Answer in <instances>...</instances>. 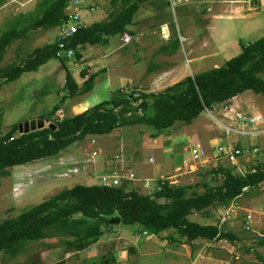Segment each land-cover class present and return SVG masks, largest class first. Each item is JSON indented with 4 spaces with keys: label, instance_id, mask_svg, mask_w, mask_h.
Wrapping results in <instances>:
<instances>
[{
    "label": "trees",
    "instance_id": "1",
    "mask_svg": "<svg viewBox=\"0 0 264 264\" xmlns=\"http://www.w3.org/2000/svg\"><path fill=\"white\" fill-rule=\"evenodd\" d=\"M5 1L0 0V5ZM69 1L39 0L40 13L36 17H30L26 24H20L17 18L1 31L0 85L16 79L24 71L37 69L51 57L60 56L58 42L54 39L34 46L17 62L1 63L7 46L28 29L59 24L66 15ZM145 1L149 0H109L108 16L79 27L71 35L68 46L80 56L79 50L86 44L102 43L115 33L132 32L126 25L134 22L135 12ZM177 45L178 41L169 46L173 50ZM95 75L90 74L79 86L67 71L63 85L66 94L50 110L37 114L51 120L54 128L45 125L20 133L17 122H13L0 134L1 174L15 164L55 155L87 135L109 133L122 125L149 124L155 127L150 132L155 137L176 121L189 123L205 108H212L246 89L264 95V34L241 42L240 51L221 64L186 74L162 89H133L126 93L119 89L80 112L56 116L67 95L92 88ZM206 174L218 175L220 179L215 184H203V180H198L174 185L164 181L148 193L126 182L119 185L77 182L64 186L24 207L18 214L0 220V251L17 255L30 240H41L44 247L57 244L64 245L67 250H80L97 240L103 225L118 222L138 223L144 231L155 234L167 230L164 236L177 242H190L197 237L234 241L235 233L219 230L215 223L192 220L188 215L216 202L226 203L241 195L245 187L257 186L264 180V163L255 164L244 174L219 164L207 169ZM201 185H204L203 190L198 189ZM53 237L54 240H45ZM257 243L263 244L264 237ZM126 250L129 253L131 247Z\"/></svg>",
    "mask_w": 264,
    "mask_h": 264
},
{
    "label": "rangeland",
    "instance_id": "2",
    "mask_svg": "<svg viewBox=\"0 0 264 264\" xmlns=\"http://www.w3.org/2000/svg\"><path fill=\"white\" fill-rule=\"evenodd\" d=\"M88 1L90 0H82L84 8L82 9V17L86 21L99 19L105 7L100 6V8L97 7L96 9L89 10L85 8ZM38 2L39 0H6L0 5V33L14 23L17 18H20L19 23L23 24V15L26 14L27 10L37 8ZM204 4L205 2L203 3L199 0L193 2H174V5L170 4L167 0L145 1L138 8L140 10L139 19L142 22L141 28H152L157 25L156 30L158 31L160 29L158 27L159 23H168L169 29L173 31L171 43L178 41V45L173 49L174 53H176L177 58L183 59L185 62L187 56V40H185L186 42H181L180 35L188 36L190 33L193 34L196 31L195 37L200 38V31L204 29L205 32L207 19L204 18V15H199L201 20L199 21L196 13L197 8H201ZM246 11H248L247 8ZM263 14L264 11L260 9L250 10L246 19L249 21L258 20V17L263 16ZM35 15L37 13L33 12L32 16ZM228 21L232 24L238 20L229 19ZM211 22H214L218 26L224 24V30L229 27L225 18H213L212 20L209 18V23ZM50 30L54 31L55 27L51 26ZM30 34L32 35L29 36ZM259 35V31H236L234 25H230V28L226 32L228 40L234 41L237 45L239 40L246 43L259 37ZM48 38L47 34L39 33L36 30L27 31L26 36L22 34L7 46L1 63L19 61L27 54V51L32 49L33 45H40L47 41ZM23 42L25 45H23ZM37 42L40 43L35 44ZM138 50L128 45L118 49L115 53L143 57L141 54H138ZM235 51L232 50L229 53L233 55ZM77 59L78 56L75 53L68 58L54 56L39 65L37 69L24 71L16 79L2 83L0 85V134L5 132L13 122L38 117L36 116L38 113L50 110L55 103L60 102L61 96L66 94V88L63 85L67 68H74L78 64L84 63V61ZM144 61L147 63L149 58L145 57ZM207 61L208 59L203 60V62ZM104 62L103 60L102 63ZM206 65H211V62L206 63ZM75 73L78 76V71H75ZM102 78V75L99 74V80ZM113 78L115 79L116 77L114 76ZM122 86H129L127 90H124L125 93L131 91L130 83H122ZM111 87L113 89L110 92L111 94L118 91L120 89L119 81L116 80ZM106 90L107 88H104L103 85L101 91L93 90L90 94L99 92L100 94L95 98L98 99L96 101H99V99L108 97V94L105 93ZM261 96L264 97V95ZM93 101L95 100H91L86 108L90 107ZM56 116L58 115L56 114ZM216 128H218V123L206 111L196 116L189 123L176 121L171 126L166 127L163 129V132L155 136L157 139L156 142H153L154 137L150 135V132L155 130V127L149 124L122 125L109 133L87 135L84 139L74 141L55 155L10 166L8 167L7 173H0V220L4 217L18 214L24 207L41 201L64 186H71L77 182L87 184L98 183V175L116 173L121 166L132 168L137 177L135 180H124L123 182H126L128 186H135L141 190L140 184L142 183L144 173H149L151 170L155 171L156 165L158 164L165 165L163 171L167 168L171 170L176 165H182L184 159L189 157V152L184 149V146H188L189 144L187 139L191 135V129H195L199 135L191 136L192 139L200 140L205 145L207 143V140H205L206 137H204L205 133L210 134V130H214L213 133L221 134L218 129L215 131ZM242 139L248 140L245 136H242ZM253 141V144H264V135L253 139ZM221 142L224 143L225 138L221 137ZM253 144L248 142L246 146L250 147ZM94 149L97 150V154L92 158L90 154ZM206 149L211 152L209 147ZM151 155L154 158L153 161L149 160ZM111 157L117 158V160L112 159L108 161ZM263 158L264 148L261 154L255 156L245 151L243 155L238 157V160L246 165H254L256 162L260 163ZM222 163L227 164L226 162L218 160V164L221 165ZM74 168H77V170L74 171ZM191 174L182 175L180 178L181 183L203 180V184H215L220 179L218 175L210 177V174L206 173L200 176ZM203 188L204 185L198 187L199 190H203ZM149 190L152 189L150 188ZM236 201L241 206V211H252L254 221L252 230L250 231L243 230L239 223H234L233 225L227 224L225 226L226 230L235 233L237 236L234 241L227 240L224 242L228 247L232 248L233 254H239V258H233L232 262L233 264H264V243H257L260 237H264V180L257 186L246 189L241 196L236 197ZM219 205L221 203L216 202L210 206L208 210L210 217L208 220H216L217 215L222 210V207ZM202 212L204 211H198L199 216ZM108 225L102 226L108 232H102L98 238H106V233H109L110 236L116 235L115 227H108ZM117 226L130 229L131 237L134 234L132 237L133 243L138 240L137 237L141 240H145L151 236L160 238V235L164 236L167 231L163 230L159 234L148 231L147 234H144L141 232L142 227L139 226L140 233L138 234L137 229H131L130 225L126 223L120 222ZM54 239L53 237V239L47 238L45 240ZM167 240H165L166 243ZM30 241L17 255H10L0 251V264L52 263L54 260H57L58 251L60 253L63 251L62 254H64V245L54 244L44 247L45 245L43 246L41 240ZM202 244L205 245L204 242ZM208 246L207 244L205 245V247ZM218 248L222 249L218 254L220 258H230V254L232 253L225 251L221 246ZM92 250L95 252L96 257H99L95 259V262L97 264L103 263V257L107 254V248L99 245V247L96 246ZM166 250L163 248L160 252L152 256H144L142 260L143 264H190V259H184V256H181L180 258L182 259H178L177 263L171 260L169 261L168 259L170 257H168ZM130 252L131 250H129ZM65 256L68 257L70 255ZM131 263L133 261L128 264Z\"/></svg>",
    "mask_w": 264,
    "mask_h": 264
},
{
    "label": "crops",
    "instance_id": "3",
    "mask_svg": "<svg viewBox=\"0 0 264 264\" xmlns=\"http://www.w3.org/2000/svg\"><path fill=\"white\" fill-rule=\"evenodd\" d=\"M38 1V0H35ZM74 1V0H73ZM152 1V0H149ZM169 1V0H167ZM202 1V0H201ZM200 1V2H201ZM205 4L201 8H197V15L198 20H200L199 15H204L207 19L205 25V32L204 29L200 31L201 37L196 38L194 29H192L193 34L190 33L188 36L180 35L181 42L187 40V56L185 58V62L183 59L177 58L176 53L174 50L169 46L171 40L173 39V31L169 29L168 23H159L158 27L160 28L158 31L156 30L157 25L152 28H141L142 22L139 19V11L137 10L134 14V22L127 24V28L131 29L132 32H128L133 36L135 34H139V39H135L134 37L128 43H124L123 41V33H115L113 35H109L106 38V41L102 43H94V44H86L83 48H81L80 56H78L77 60L84 61L83 64H78L74 68H67L65 72V78L67 71L71 73L74 80L77 82L79 86L83 84V82L87 79V77L92 74L96 73L94 76V83L90 90L85 91L83 93H79L73 96L66 97L56 111V114L59 117L71 115L73 113L80 112L86 109V106L89 105L91 100H95L94 102H98L95 99L100 94L99 92H94L90 94L93 90L94 91H101V87L104 85L107 90L105 93L108 94V97L111 95L112 87L111 85L114 84L116 80L119 81L120 89L127 90L129 86L125 87L122 86V83L131 84L130 89H138L142 91H153L162 89L164 86L182 78L186 74H193L195 72L207 69L209 67L219 65L224 60L229 58L232 53V50H236L234 54L238 53L241 49V40L238 41V45L234 43V41H229L226 32L230 28V25H234L236 27V31H259L260 35L264 34V14L261 17H258V20L249 21L246 19L247 15H249L250 11H246L248 3L242 0H225V1H202ZM93 5V8H91ZM72 6H77L81 16H82V9L83 2L82 0L71 2V0L66 5L65 11L69 12L72 10ZM104 6L105 10L101 13V17L96 20L104 19L108 16V12L111 9L109 0H90L87 2V6L85 8L89 10L96 9L97 7ZM261 10V9H260ZM264 11V10H263ZM40 13V8L33 10H27L26 14L23 15V24L28 22V19L32 16V13ZM32 16L33 18L36 17ZM31 17V18H32ZM210 20L213 18L220 19L225 18L227 25H229L228 29L224 30V24L222 26L216 25L214 22L209 23ZM82 19L85 22V25L90 24L95 20L86 21L83 17ZM229 19H237L238 21L230 24ZM25 22V23H24ZM195 22V21H194ZM57 25H55V30H50L51 26H37L35 28H30L27 31H34L36 30L39 33L47 34L48 41L54 40L56 37L57 32ZM27 31L23 34V36L27 34ZM166 31V33H165ZM165 33L166 37L164 36ZM30 34L29 36H31ZM259 35V36H260ZM44 42V43H45ZM186 42V41H185ZM37 42L35 44H39ZM41 43L40 45H42ZM23 45L24 42H23ZM131 46L132 48H137L138 54H141L143 57H136L133 55H125L123 53L117 54L115 51L118 49ZM38 46V45H36ZM239 48H238V47ZM34 47V45H33ZM32 47V48H33ZM28 52V51H27ZM225 55V56H224ZM166 56V57H165ZM149 58V61L146 63L144 58ZM204 59H208L207 62H203ZM220 59V60H219ZM105 61L102 63V61ZM187 61V64H186ZM211 62V65H206V63ZM77 64V63H75ZM207 66V67H205ZM78 71V76L75 73ZM99 74L102 75V79L99 80ZM116 77L115 79L113 77ZM64 78V82H65ZM102 81V82H101ZM122 86V87H121ZM130 91V90H129ZM106 99V98H104ZM102 100V99H101ZM100 101V99H99ZM92 104V105H93ZM91 105V106H92ZM82 106V107H81ZM208 112L212 115L215 121L218 123V129L221 134L213 133L214 130H210V134L205 133L204 137L207 140V143L204 145L200 140L192 139L191 136H199L195 129L190 130V137H188L189 145L195 144L204 147L205 149L209 147L210 151H207L208 154L211 156V160L206 164L205 169H199L196 172L187 173V174H197L203 175L206 173L207 169L212 166L219 165L218 160L226 162L227 164L222 163L221 165L230 167L232 171L236 172L237 167L233 165L231 161L225 159L222 156H214L217 152V145L221 144V137L225 138V142H231L235 147H247L246 145L248 142L253 144V139L259 137V135L255 134H238V133H231L230 135H226L221 123L223 124H234L233 117L238 115L248 116L250 114H261L263 119L259 121L260 127L264 126V97L261 96L259 93H255L251 89H246L231 98L218 102L214 104L212 108H205L199 114L203 112ZM37 116V115H36ZM198 116V115H197ZM236 125V124H234ZM163 132V130L161 131ZM160 132V133H161ZM242 136L248 138L242 139ZM156 137L153 138V142H156ZM188 146H184V149L187 150ZM207 150V149H206ZM253 156V155H252ZM150 157V156H149ZM152 157V155H151ZM250 157V156H249ZM117 160V158H110L108 161ZM150 160V159H149ZM154 158L152 157L151 161ZM190 161V154L189 157L184 159L182 162L183 164H187ZM258 162H256L257 164ZM260 163H264V158ZM241 166L246 167L249 169L254 165L251 164H244L242 162L239 163ZM181 165H176L171 170L167 168L163 171L165 165L158 164L156 165V169L151 170L149 173H144L142 177V183L140 184L141 192L147 193L149 192V188H147L144 184L145 181H149L151 183L152 190L155 188L156 181L160 176L164 174H170L174 172L178 167ZM159 172V173H157ZM135 187V186H134ZM137 188V187H136ZM249 187H245L244 191ZM144 190V191H143ZM241 196V195H239ZM221 206V205H219ZM210 206L203 210L204 212L201 213L199 216L198 211L191 212L188 217L192 220H196L200 223H215V221L208 220ZM218 216V215H217ZM118 223H111L108 227H115V236H110L109 233H106V238H97L94 242H92L89 246L80 249V250H67L64 249V254L60 251L57 252V260H54L52 263H42V264H66V263H73V264H97L95 262L96 257L95 252L92 250L99 247V245L104 246L107 248V254L104 255V262L100 264H128L129 262L133 261L131 264H143L142 260L144 256H152L158 252H160L163 248L167 249V255L170 257L168 260L174 261L177 263L178 259L181 256H184V259H190V264H217L220 260L225 258L231 259L235 254L232 252V248L228 247L224 242L227 239L220 238V239H212L208 240L204 237H197L192 239L190 242H183V241H172L170 239L167 240L166 237L161 236L160 238L157 236H151L149 238L139 239L137 237V241H132V237L130 235V229L122 228L121 226H117ZM130 228L133 230H138L139 232V224L133 223L128 224ZM106 230V231H105ZM102 232H108L106 228H102ZM134 232V231H132ZM141 232L147 234L148 231H144L141 229ZM132 234V233H131ZM167 240V243L165 242ZM209 245L205 247V245ZM201 243V245H200ZM230 243V242H229ZM231 244V243H230ZM232 245V244H231ZM128 246L131 247V252H127ZM219 246L223 247L225 251H228L230 254L229 257L220 258L218 255L222 249L218 248ZM105 253V252H104ZM136 254V255H135ZM65 255H70L66 257ZM95 255V256H94ZM239 256V254H238ZM72 257V258H69ZM134 257V258H133ZM99 258V257H98ZM133 258V259H132ZM239 258V257H238ZM237 259V258H236ZM72 261V262H71ZM110 262V263H109ZM233 264V262H231Z\"/></svg>",
    "mask_w": 264,
    "mask_h": 264
},
{
    "label": "built area",
    "instance_id": "4",
    "mask_svg": "<svg viewBox=\"0 0 264 264\" xmlns=\"http://www.w3.org/2000/svg\"><path fill=\"white\" fill-rule=\"evenodd\" d=\"M75 2L78 0H74ZM71 0V2H74ZM188 2V1H198V0H169L170 4L174 5V2ZM201 1V0H199ZM208 1V0H202ZM209 1H225V0H209ZM233 1V0H232ZM248 3L247 10H256L261 9L264 10V0H242ZM93 8V5H91ZM66 12V11H65ZM85 25L84 20L82 19L81 13L77 6H72V10L66 12L65 17L57 26V32L55 39L58 42V54L61 57H70L74 54V48L68 46L69 39L71 35L81 26ZM166 33V31H165ZM163 33L164 35H166ZM138 39L139 35L135 34L134 36L128 32L123 33V41L124 43H128L132 40V38ZM234 124H223L221 123L223 130L226 135H230L231 133L238 134H255V135H264V126L260 127L259 121L263 119L261 114H250L248 116L238 115L233 117ZM264 144H256L254 143L250 147H235L231 142L227 141L226 143H221L217 145V152L214 156H222L225 159H228L233 163L234 166L237 167L236 172L240 174H244L247 172V168L241 166L238 160V157L243 155L245 151L252 153L253 156L261 154L263 152ZM187 150L190 154V161L187 164H183L178 167L174 172L170 174H164L158 178L156 181V188L160 187V184L164 181H167L169 184H180L181 176L187 173L196 172L199 169H205L206 164L211 160V156L208 154L207 150L200 146L191 144L187 147ZM97 154V150H92L90 156L92 158ZM150 160L152 157L149 158ZM74 171L77 168L73 169ZM235 172V171H233ZM99 181L98 184L103 185H119L124 180H135L137 179L135 175V171L126 166H121L118 172L110 174H100L98 175ZM145 186L151 187V183L149 181L144 182ZM149 188V189H150ZM153 189V190H154ZM150 190L149 192H151ZM148 193V192H147ZM222 210L217 216V220L215 224L219 228V230H226L225 226L227 224L233 225L234 223H239L240 227L245 231L252 230L254 216L252 211L245 210L241 211V206L236 201V197L230 199L226 203L221 204ZM235 258H238V254L234 255ZM231 259L225 258L220 260L217 264H231Z\"/></svg>",
    "mask_w": 264,
    "mask_h": 264
},
{
    "label": "water",
    "instance_id": "5",
    "mask_svg": "<svg viewBox=\"0 0 264 264\" xmlns=\"http://www.w3.org/2000/svg\"><path fill=\"white\" fill-rule=\"evenodd\" d=\"M139 91H136L138 93ZM49 126L51 128H54L55 124L52 121H49L45 117H33L31 119H26L17 122V129L21 132H28L31 130H35L37 128H42L43 126Z\"/></svg>",
    "mask_w": 264,
    "mask_h": 264
},
{
    "label": "bare ground",
    "instance_id": "6",
    "mask_svg": "<svg viewBox=\"0 0 264 264\" xmlns=\"http://www.w3.org/2000/svg\"><path fill=\"white\" fill-rule=\"evenodd\" d=\"M176 1H178V0H176Z\"/></svg>",
    "mask_w": 264,
    "mask_h": 264
}]
</instances>
